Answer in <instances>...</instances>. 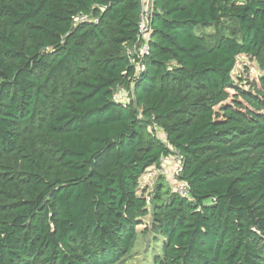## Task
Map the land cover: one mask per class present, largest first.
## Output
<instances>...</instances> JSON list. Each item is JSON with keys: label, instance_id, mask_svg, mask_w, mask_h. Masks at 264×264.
Instances as JSON below:
<instances>
[{"label": "trees", "instance_id": "trees-1", "mask_svg": "<svg viewBox=\"0 0 264 264\" xmlns=\"http://www.w3.org/2000/svg\"><path fill=\"white\" fill-rule=\"evenodd\" d=\"M153 2L135 78L142 0H0V264H119L150 214L153 264H264V80L233 81L242 55L264 69V0ZM174 152L190 200L160 181L149 202Z\"/></svg>", "mask_w": 264, "mask_h": 264}, {"label": "built area", "instance_id": "built-area-1", "mask_svg": "<svg viewBox=\"0 0 264 264\" xmlns=\"http://www.w3.org/2000/svg\"><path fill=\"white\" fill-rule=\"evenodd\" d=\"M155 14L153 0H142L141 20L139 25V33L137 39L126 46V55L129 58L130 64L135 69V78L146 68V60L150 56L151 48V34H152V19ZM97 23V20L89 15L82 14L74 18V24L77 26L84 23ZM135 85L131 82L127 88L119 85L113 96V101L121 104L124 108H128L135 100ZM150 131L157 137L163 144L169 146L167 135L162 128L156 123L150 125ZM182 157L174 152L171 157H162L161 165L159 167L161 176L166 177V183L169 184L170 190L173 194L179 195L182 198L190 200V186L188 183L182 181L180 176L183 171ZM173 163L175 169L170 172ZM150 202V200H148Z\"/></svg>", "mask_w": 264, "mask_h": 264}, {"label": "rangeland", "instance_id": "rangeland-1", "mask_svg": "<svg viewBox=\"0 0 264 264\" xmlns=\"http://www.w3.org/2000/svg\"><path fill=\"white\" fill-rule=\"evenodd\" d=\"M202 29L198 30L201 34ZM207 33H212L213 29L206 30ZM264 80V69L260 63L251 57L242 55L237 58V65L233 72V81L235 85L250 90L252 86H259ZM175 169L173 163L170 172ZM159 170V171H157ZM153 168L141 178L140 193L152 201L155 197L156 189L160 185V181H166L165 176H161L160 169ZM167 190H170L169 184L165 182ZM166 190V191H167ZM169 193L165 194L168 195ZM151 210V207L149 206ZM153 218L150 215L142 219V224L137 228L138 238L131 254L119 264H153L154 258L157 255H162L163 238L157 237L152 231Z\"/></svg>", "mask_w": 264, "mask_h": 264}, {"label": "crops", "instance_id": "crops-1", "mask_svg": "<svg viewBox=\"0 0 264 264\" xmlns=\"http://www.w3.org/2000/svg\"><path fill=\"white\" fill-rule=\"evenodd\" d=\"M154 168V170H155V167H153ZM153 168H150L148 171H152L153 170ZM157 169H159V168H156V170ZM157 171H159V170H157ZM141 181V180H140Z\"/></svg>", "mask_w": 264, "mask_h": 264}]
</instances>
